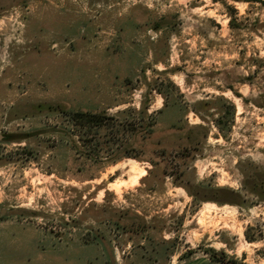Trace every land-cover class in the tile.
Instances as JSON below:
<instances>
[{
  "label": "rangeland",
  "instance_id": "rangeland-1",
  "mask_svg": "<svg viewBox=\"0 0 264 264\" xmlns=\"http://www.w3.org/2000/svg\"><path fill=\"white\" fill-rule=\"evenodd\" d=\"M209 249L264 264V0H0V264Z\"/></svg>",
  "mask_w": 264,
  "mask_h": 264
},
{
  "label": "trees",
  "instance_id": "trees-1",
  "mask_svg": "<svg viewBox=\"0 0 264 264\" xmlns=\"http://www.w3.org/2000/svg\"><path fill=\"white\" fill-rule=\"evenodd\" d=\"M230 121L233 119V112H234V107L233 105H230ZM72 118L77 122L78 124H82L83 126L87 128V131L90 133L93 130L96 131L97 133L106 127V121L105 117L101 113H89V112H75L73 113ZM149 123L148 131L152 133V126ZM132 125V124H131ZM134 126V125H133ZM217 126L221 128L220 125V119L217 121ZM134 130V129H131ZM211 254V256L216 257L219 261L223 262L224 264H242L238 263L234 260H229L227 259L224 255H220L215 251L214 249H209L206 250Z\"/></svg>",
  "mask_w": 264,
  "mask_h": 264
},
{
  "label": "crops",
  "instance_id": "crops-1",
  "mask_svg": "<svg viewBox=\"0 0 264 264\" xmlns=\"http://www.w3.org/2000/svg\"><path fill=\"white\" fill-rule=\"evenodd\" d=\"M210 259L192 260L188 261L186 264H209ZM221 262V261H220Z\"/></svg>",
  "mask_w": 264,
  "mask_h": 264
},
{
  "label": "bare ground",
  "instance_id": "bare-ground-1",
  "mask_svg": "<svg viewBox=\"0 0 264 264\" xmlns=\"http://www.w3.org/2000/svg\"><path fill=\"white\" fill-rule=\"evenodd\" d=\"M140 175V174H139Z\"/></svg>",
  "mask_w": 264,
  "mask_h": 264
}]
</instances>
